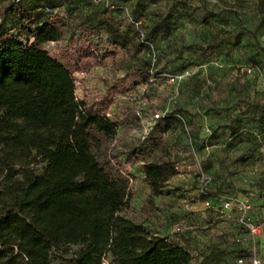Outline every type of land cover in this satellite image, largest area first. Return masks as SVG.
<instances>
[{
    "label": "rangeland",
    "instance_id": "obj_1",
    "mask_svg": "<svg viewBox=\"0 0 264 264\" xmlns=\"http://www.w3.org/2000/svg\"><path fill=\"white\" fill-rule=\"evenodd\" d=\"M47 1L64 28L43 48L71 73L75 97L100 102L117 124L108 151L127 179L129 216L169 241L191 240L182 247L192 263L248 264L254 249L264 264V0H0V32L13 36L15 12ZM165 108L146 132L134 117ZM158 159L177 173L150 198L141 163ZM240 214L262 224L259 236L246 235ZM77 247L54 250L49 264Z\"/></svg>",
    "mask_w": 264,
    "mask_h": 264
},
{
    "label": "trees",
    "instance_id": "obj_2",
    "mask_svg": "<svg viewBox=\"0 0 264 264\" xmlns=\"http://www.w3.org/2000/svg\"><path fill=\"white\" fill-rule=\"evenodd\" d=\"M54 7L18 10L17 32H0V264H49L68 245L78 247L66 264H211L129 216L127 179L108 151L117 124L75 97L71 73L43 48L63 36ZM141 173L151 198L177 171L158 159Z\"/></svg>",
    "mask_w": 264,
    "mask_h": 264
},
{
    "label": "built area",
    "instance_id": "obj_3",
    "mask_svg": "<svg viewBox=\"0 0 264 264\" xmlns=\"http://www.w3.org/2000/svg\"><path fill=\"white\" fill-rule=\"evenodd\" d=\"M17 2V0H15ZM49 43H52V41H50ZM152 60H154V55L152 53ZM178 77L177 75H167V82L169 83H173L175 81H177ZM168 113H170V109L169 108H165L163 111L158 112V111H154V112H143L142 110H135L134 111V117L137 121V123H140V125L143 127L144 132H146L147 130H149L153 124L158 121L161 120L162 118H164ZM230 202L228 200H221V204L220 207L227 209L230 208ZM203 205L205 207H210V203L207 199H205L203 201ZM238 208H240L239 205H237ZM237 222L238 224L241 226L242 230L246 233V235H248L250 238H254L260 235L261 230H262V224H256L254 222H252L248 217L244 216L243 214L238 215L237 217ZM182 231V228L179 225H175L173 228V232L174 233H179ZM242 239V236L238 235L234 237L235 242H240ZM247 253H248V264H260L257 253L255 252L254 249H247ZM237 263H242V259L241 257H238L236 259Z\"/></svg>",
    "mask_w": 264,
    "mask_h": 264
},
{
    "label": "crops",
    "instance_id": "obj_4",
    "mask_svg": "<svg viewBox=\"0 0 264 264\" xmlns=\"http://www.w3.org/2000/svg\"><path fill=\"white\" fill-rule=\"evenodd\" d=\"M154 234H157V233H154ZM191 241V240H190ZM190 241L189 240H184V239H178V241L176 242L175 240L171 239V242L175 243V244H178L179 246H182V242H184L185 244H189L190 245Z\"/></svg>",
    "mask_w": 264,
    "mask_h": 264
}]
</instances>
